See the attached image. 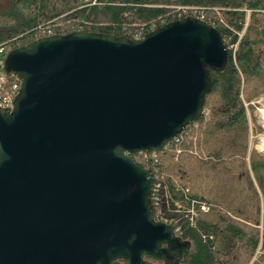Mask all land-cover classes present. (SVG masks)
Returning a JSON list of instances; mask_svg holds the SVG:
<instances>
[{
    "label": "water",
    "instance_id": "obj_1",
    "mask_svg": "<svg viewBox=\"0 0 264 264\" xmlns=\"http://www.w3.org/2000/svg\"><path fill=\"white\" fill-rule=\"evenodd\" d=\"M228 58L195 17L138 40L76 31L11 51L22 84L0 107V264H179L190 245L155 220L152 177L128 153L199 120Z\"/></svg>",
    "mask_w": 264,
    "mask_h": 264
},
{
    "label": "trees",
    "instance_id": "obj_2",
    "mask_svg": "<svg viewBox=\"0 0 264 264\" xmlns=\"http://www.w3.org/2000/svg\"><path fill=\"white\" fill-rule=\"evenodd\" d=\"M180 8L206 12L208 18L198 17L210 25L224 19L228 25L215 28L225 45L228 38L238 41L247 11L249 23L236 53L228 50L226 68L211 71L203 114L177 135L180 143L171 139L128 155L175 200L209 208L193 225L184 224L181 238L190 248L181 264H264V157L250 149V122L260 130L254 100L264 95V0H0V46L10 53L76 31L136 40L139 32L143 38L181 20ZM4 72L0 93L6 96L14 80Z\"/></svg>",
    "mask_w": 264,
    "mask_h": 264
},
{
    "label": "built area",
    "instance_id": "obj_3",
    "mask_svg": "<svg viewBox=\"0 0 264 264\" xmlns=\"http://www.w3.org/2000/svg\"><path fill=\"white\" fill-rule=\"evenodd\" d=\"M193 9V8H191ZM192 11H195L193 9ZM190 9L180 8V18L184 19L186 17H198L196 13L190 14ZM181 19V20H182ZM216 27V25H212ZM142 32L136 34V40L142 39ZM227 47V46H226ZM228 49V47H227ZM229 50V49H228ZM9 50L7 47L0 46V87L7 82V78L4 75L6 71L5 60L8 56ZM13 84H12V94L11 95H2L0 93V107L4 111H11L13 108V103L20 92L22 79L19 75L12 73ZM264 101V95L260 97L258 101H255L254 104L257 105ZM261 116L258 118V124L260 130H256L255 127L250 122V149L257 151L260 155L264 157V108H259ZM209 113L206 112V115ZM175 139V140H173ZM172 140L174 144L177 145L180 143L181 137H174ZM144 157H148L147 154ZM153 180L152 188V203L154 207V217L155 220L173 227L176 236L181 237L185 231L184 224L193 225L199 219V216L203 213H207L209 208L206 204L199 201L191 202V204L185 205L181 201L175 200L169 192V189L161 183L156 177Z\"/></svg>",
    "mask_w": 264,
    "mask_h": 264
},
{
    "label": "rangeland",
    "instance_id": "obj_4",
    "mask_svg": "<svg viewBox=\"0 0 264 264\" xmlns=\"http://www.w3.org/2000/svg\"><path fill=\"white\" fill-rule=\"evenodd\" d=\"M83 2H86V3H91L92 1H96V0H82ZM7 7V2L6 1H2L1 3V8L4 9ZM177 8V7H175ZM195 11L197 12L198 15H204L205 18H208L206 12L205 14H200V12L198 10L195 9ZM195 11H191L192 13H196ZM248 13V17H247V21H246V24H245V28L243 29L242 32L238 33V41L236 43H233L232 40L230 42L229 38L227 39V42H226V45L229 49V51L231 50L234 54L236 53V51L238 50V47H239V43H240V40L242 39L243 35L245 34L246 32V28L248 26V23H249V14H250V11H247ZM215 25H219V23H223V25H228L224 19L220 18L219 20H213L212 21ZM212 23V25H213ZM225 23V24H224ZM263 95L257 97L254 101H258L260 99V97H262ZM259 108H264V101H262L260 104H258V107H257V110L255 112V115L257 116V125L259 126L258 124V118L259 116H261V113L259 112ZM250 113V112H249ZM251 124L253 125V123L251 122ZM251 126V125H250ZM261 228V227H260ZM252 264V262L250 263Z\"/></svg>",
    "mask_w": 264,
    "mask_h": 264
},
{
    "label": "flooded vegetation",
    "instance_id": "obj_5",
    "mask_svg": "<svg viewBox=\"0 0 264 264\" xmlns=\"http://www.w3.org/2000/svg\"><path fill=\"white\" fill-rule=\"evenodd\" d=\"M177 255L178 254L175 253L174 256H173V258L177 257ZM145 259H146V261H149L151 264H168V263H165L164 261H162L160 259L152 258V257H149V256H145ZM181 260H182V258H181ZM181 260H180V262H181ZM121 263L124 264L125 261L122 260ZM179 264H181V263H179Z\"/></svg>",
    "mask_w": 264,
    "mask_h": 264
},
{
    "label": "bare ground",
    "instance_id": "obj_6",
    "mask_svg": "<svg viewBox=\"0 0 264 264\" xmlns=\"http://www.w3.org/2000/svg\"><path fill=\"white\" fill-rule=\"evenodd\" d=\"M5 46H6V45H5ZM7 46H8V45H7ZM7 46H6V47H7ZM7 48H9V47H7ZM205 99H206V98H205Z\"/></svg>",
    "mask_w": 264,
    "mask_h": 264
}]
</instances>
